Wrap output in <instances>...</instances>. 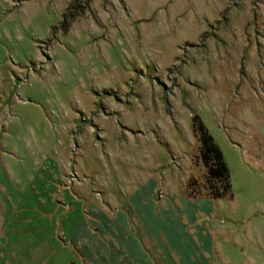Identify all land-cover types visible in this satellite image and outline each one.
Returning <instances> with one entry per match:
<instances>
[{"label": "rangeland", "instance_id": "obj_1", "mask_svg": "<svg viewBox=\"0 0 264 264\" xmlns=\"http://www.w3.org/2000/svg\"><path fill=\"white\" fill-rule=\"evenodd\" d=\"M196 114L231 174L213 206H188ZM0 124L39 199L2 214L0 264H117L119 235L145 264H264V0H0Z\"/></svg>", "mask_w": 264, "mask_h": 264}, {"label": "trees", "instance_id": "obj_2", "mask_svg": "<svg viewBox=\"0 0 264 264\" xmlns=\"http://www.w3.org/2000/svg\"><path fill=\"white\" fill-rule=\"evenodd\" d=\"M193 131L199 143L196 162L202 165V175H190L187 184L189 196L233 199L231 174L224 153L197 114L193 116Z\"/></svg>", "mask_w": 264, "mask_h": 264}, {"label": "crops", "instance_id": "obj_3", "mask_svg": "<svg viewBox=\"0 0 264 264\" xmlns=\"http://www.w3.org/2000/svg\"><path fill=\"white\" fill-rule=\"evenodd\" d=\"M1 131H2V128L0 124V132ZM1 159H3V157H1V154H0V219H2V214H4V212L8 211L10 214L9 216H6V220H4V224H5L6 222H8V217H9V220L11 219L14 206H20L22 204H26V206H28L29 202H32L31 206H36L39 204L38 202L39 199L33 194V191L29 190L28 192H24V191L18 190L10 186L8 178L5 176L2 170V160ZM151 190H154V189H151L148 186H144L142 187L141 191H144L143 194L146 195L147 198L148 197L151 198L150 192L153 193ZM187 198L190 201L188 202V206H213L210 202H206V201H209L210 199L218 200V199H213L208 196L191 197L188 194V187H187ZM150 200L151 202H148L147 204H150V206H157V203L155 200H152V198ZM153 211H155L154 208H153ZM153 213L155 214V212ZM207 214L208 212L204 213L203 217H205ZM31 227L34 229L37 228L38 230L41 227V224H35ZM170 227L174 228L172 224L170 225ZM87 231H89L91 234H94L95 239L102 241V237L97 235L98 232L96 230H93L92 226H90V228H88ZM119 237H120V240L118 241H120L124 250L122 249L121 251V247L119 245L118 246L114 245L112 241H111V247H110V249L115 252L116 256L114 255L113 259L116 260V263L120 264L119 261H123L121 264H143V263L145 264L144 259L142 257V255L144 256V252L142 251L138 241H136L135 239H133L132 241H129L121 235H119ZM112 248H115V250ZM86 251L88 254L86 258L87 260H90L91 262H93L96 259H98V257L93 256L92 252L89 251V249L86 248Z\"/></svg>", "mask_w": 264, "mask_h": 264}]
</instances>
